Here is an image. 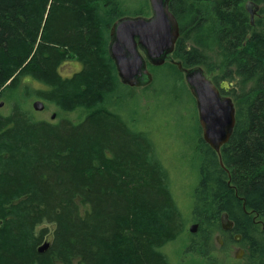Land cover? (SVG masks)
Here are the masks:
<instances>
[{"label": "trees", "instance_id": "1", "mask_svg": "<svg viewBox=\"0 0 264 264\" xmlns=\"http://www.w3.org/2000/svg\"><path fill=\"white\" fill-rule=\"evenodd\" d=\"M131 1L0 0V91L29 75L49 87L37 95L66 108L125 94L132 86L110 53L111 26L152 14L149 0ZM245 1L171 0L180 24L171 57L220 70L210 78L218 86L236 82L222 89L236 105L229 141L220 155L200 141L193 214L207 242L220 232L245 249L246 264H264V11L252 23ZM70 54L83 66L65 77ZM173 61L155 65L176 67L163 90L185 80ZM44 222L54 229L37 231ZM186 222L155 141L121 110L100 108L79 123L34 119L20 103L0 111V264H172L162 248Z\"/></svg>", "mask_w": 264, "mask_h": 264}, {"label": "rangeland", "instance_id": "2", "mask_svg": "<svg viewBox=\"0 0 264 264\" xmlns=\"http://www.w3.org/2000/svg\"><path fill=\"white\" fill-rule=\"evenodd\" d=\"M141 1L143 0L131 1L130 5L133 8L138 7ZM254 9V21H256L264 11V5L256 3ZM133 15L135 14L130 13L129 16ZM82 66L77 57L70 54L62 63L60 71L63 76L70 77ZM183 67L188 68L186 65ZM201 67L209 78L214 79V76L220 72V70L211 72L207 67ZM149 69L159 78L156 83L145 87H130L125 94L116 95L106 101H103L100 95L96 98L92 96L91 99L80 102L72 108L61 107L54 101H48L37 95L35 89L49 87L27 75L17 86H11L9 83L1 90L2 92L0 91V111L9 114L13 104L20 103L34 119L53 122L70 119L74 123H79L87 113L100 108L121 110L133 125L149 132L152 136L156 143L157 156L169 171L170 188L174 198L187 220L182 235L162 248L168 260L172 264H246L243 256L242 259L236 257L240 248L234 243H228L225 237L222 238V244L217 241L220 232H216L207 242L204 239L203 225L201 226L200 221L193 214L196 186L200 180L201 159L198 149L203 137L196 98L185 80L177 82L176 87L171 85L167 90H163L165 80L172 82L171 73L176 67L169 64L159 67L149 64ZM222 81L224 80H220L219 83L221 84ZM235 83V81L229 82L228 91L223 88L225 93L229 92ZM38 100L45 104L43 110L34 108V103ZM78 202L83 209L84 204L80 200ZM257 222L259 227L264 229V218L258 217ZM194 224H197V231L191 232L190 228ZM44 226L52 231L55 224L44 222L37 227V231Z\"/></svg>", "mask_w": 264, "mask_h": 264}, {"label": "water", "instance_id": "3", "mask_svg": "<svg viewBox=\"0 0 264 264\" xmlns=\"http://www.w3.org/2000/svg\"><path fill=\"white\" fill-rule=\"evenodd\" d=\"M149 2L152 11L150 16L126 15L111 26L110 53L121 80L132 87H145L153 81L150 63L162 65L167 60L173 61L171 55L180 36V24L170 8L171 0ZM245 6L254 23L256 3L248 0ZM173 62L183 69L186 83L196 98L204 140L220 155L222 146L229 141L236 124L235 100L222 92L223 88L229 89V82L223 81L218 86L207 77L203 67L185 68L182 62ZM44 107L41 100L34 103L36 110H43ZM221 223L224 230H231L234 226L227 212L222 213ZM190 230L196 232L197 224L192 225ZM240 238L241 235L237 234L236 239ZM217 241L223 242L221 234L217 235ZM48 245L45 242L41 250ZM243 252L240 248L236 257L242 258Z\"/></svg>", "mask_w": 264, "mask_h": 264}, {"label": "flooded vegetation", "instance_id": "4", "mask_svg": "<svg viewBox=\"0 0 264 264\" xmlns=\"http://www.w3.org/2000/svg\"><path fill=\"white\" fill-rule=\"evenodd\" d=\"M225 81V80H224ZM223 82V81H222ZM228 82V81H227ZM225 89V88H224ZM226 91H228V90H226ZM225 94V93H224ZM223 238V237H222ZM235 239H236V235H235ZM236 240H240V239H236ZM223 243V242H222ZM221 243V244H222ZM236 247H239V248H242L243 250H244V252H243V257H244V254H245V249L243 248V247H241V246H237V245H235ZM240 259V258H239Z\"/></svg>", "mask_w": 264, "mask_h": 264}, {"label": "bare ground", "instance_id": "5", "mask_svg": "<svg viewBox=\"0 0 264 264\" xmlns=\"http://www.w3.org/2000/svg\"><path fill=\"white\" fill-rule=\"evenodd\" d=\"M114 62V61H113ZM40 111V110H39ZM229 215V214H228ZM230 218V217H229Z\"/></svg>", "mask_w": 264, "mask_h": 264}]
</instances>
